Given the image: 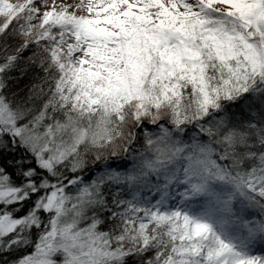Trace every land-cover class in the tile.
Masks as SVG:
<instances>
[{
	"label": "snow or ice",
	"instance_id": "1",
	"mask_svg": "<svg viewBox=\"0 0 264 264\" xmlns=\"http://www.w3.org/2000/svg\"><path fill=\"white\" fill-rule=\"evenodd\" d=\"M0 264H264V0H0Z\"/></svg>",
	"mask_w": 264,
	"mask_h": 264
}]
</instances>
